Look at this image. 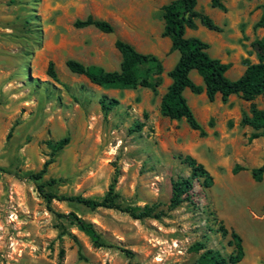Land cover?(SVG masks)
I'll list each match as a JSON object with an SVG mask.
<instances>
[{"label":"rangeland","instance_id":"374dc122","mask_svg":"<svg viewBox=\"0 0 264 264\" xmlns=\"http://www.w3.org/2000/svg\"><path fill=\"white\" fill-rule=\"evenodd\" d=\"M170 1L0 0V264H192L197 254L189 247L195 242L229 256L230 230L243 248L237 264H264V174L259 183L250 177L264 161V138L247 142L249 131L239 126L250 103L236 96L221 103L218 95L208 102L203 93L184 90L204 137L183 119L159 113L166 74L177 59L161 36L160 8ZM219 1L225 11L210 8L209 0H196L195 9L221 31H208L196 20L184 36L208 44V55L228 64L225 76L233 80L243 62H257L253 43L264 36V27H256L263 0ZM87 15L108 22L112 33L74 29L73 22ZM116 39L160 61L161 72L151 77L159 81L154 93L102 89L64 67L73 59L117 70ZM49 61L56 82L45 74ZM189 77L201 86L194 72ZM102 97L116 102L106 114L98 105ZM251 103L263 109L264 94ZM137 124L142 126L136 130ZM62 138L66 145L51 155L45 142ZM186 155L204 167L212 185L193 179L189 199L169 208L170 181L190 174L181 161ZM46 160L51 163L34 182L29 176ZM234 165L244 170L231 174ZM112 182L115 203L153 206L158 217L134 220L112 209L46 203L36 190L41 183L46 193L98 200ZM69 213L92 224L103 245L93 247L63 217ZM220 226L227 230L223 236Z\"/></svg>","mask_w":264,"mask_h":264},{"label":"trees","instance_id":"16d2710c","mask_svg":"<svg viewBox=\"0 0 264 264\" xmlns=\"http://www.w3.org/2000/svg\"><path fill=\"white\" fill-rule=\"evenodd\" d=\"M196 0H172L161 6L162 31L161 36L169 40V51L177 53V59L171 69L167 72L169 84L159 100V113L168 120L178 121L183 119L188 128L197 131L199 137H204L198 122L194 118L190 108L183 96V91L188 90L193 95L204 94L208 102H212L216 95L220 102L225 103L230 96H236L244 102H249L246 114L241 115L239 126L248 127L252 132L247 136L246 141L264 138V108L257 109L251 101L257 96L264 94V36L253 43L256 50L257 62L247 64L242 74L236 79H228L225 73L228 64L221 63L218 59L208 55V44L197 37H185L186 29H194L195 21L208 31L220 32V28L213 24L211 19L195 9ZM210 8L225 11L224 6L219 0H209ZM261 15L256 23V27H264V0L261 4ZM74 29L92 27L102 34H111L112 26L103 20L93 19L87 15L84 19L75 20L72 24ZM113 47L120 56L117 70L106 71L97 65H83L73 59L64 62L66 70L73 75L82 76L90 84L102 89H135L136 87L146 88L155 92L159 81L153 80V75L161 72L160 61L153 55L141 54L126 42L114 40ZM190 72H194L201 81V86L194 85L189 77ZM45 74L52 81L56 82L57 77L53 69V64L49 61L46 66ZM116 102L104 97L98 100V105L104 114L113 107ZM142 124L136 125V130ZM135 130V131H136ZM11 128L7 136H9ZM67 143V138H62L54 143L46 141V147L51 151V155L59 151ZM183 164L190 170L189 177L177 178L170 181L169 208H176L182 202L189 199V192L192 189L193 179H202V186L208 188L212 185V178L204 167L189 155L181 158ZM46 160L38 173L30 175L34 182L41 179L45 168L50 164ZM244 170L239 165H234L231 174H236ZM264 174V161L256 168L250 170V177L253 182L259 183ZM49 183H53L50 180ZM44 184H36L37 192L45 199L46 203L51 200L69 201L81 204L88 209L104 208L112 209L127 214L134 220L143 218H157L158 214H153V206H144L142 209L132 207H121L114 202L116 195L113 192V182L108 185L107 191L101 199L83 198L80 196H57L46 193L43 190ZM68 219L71 225L82 232L95 248L102 246L100 235L92 226L72 213L63 216ZM221 235H225L227 230L219 227ZM230 241L233 252L227 256H222L218 251L205 248L202 243L195 242L189 247V251L197 254L192 264H237L243 258V248L240 237L233 231H229ZM129 257L131 253L123 250ZM61 251L59 255H61Z\"/></svg>","mask_w":264,"mask_h":264},{"label":"crops","instance_id":"0c3cea01","mask_svg":"<svg viewBox=\"0 0 264 264\" xmlns=\"http://www.w3.org/2000/svg\"><path fill=\"white\" fill-rule=\"evenodd\" d=\"M242 128H243V129L245 128L243 131H246V132L249 131L248 135L252 132V130H251L250 128L246 127V126H245V127H242ZM246 128H248L249 130H247ZM243 131H242V133H243ZM248 135H247V136H248ZM257 139H258V138H257ZM253 140H256V139H253ZM236 174H237V173H236ZM262 177H263V176H262Z\"/></svg>","mask_w":264,"mask_h":264}]
</instances>
